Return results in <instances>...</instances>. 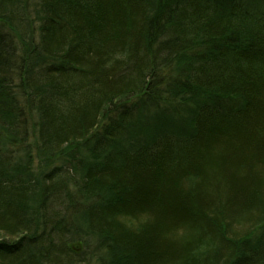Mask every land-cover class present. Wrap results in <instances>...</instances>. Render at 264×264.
Listing matches in <instances>:
<instances>
[{"label":"trees","instance_id":"1","mask_svg":"<svg viewBox=\"0 0 264 264\" xmlns=\"http://www.w3.org/2000/svg\"><path fill=\"white\" fill-rule=\"evenodd\" d=\"M0 264H264V0H0Z\"/></svg>","mask_w":264,"mask_h":264}]
</instances>
